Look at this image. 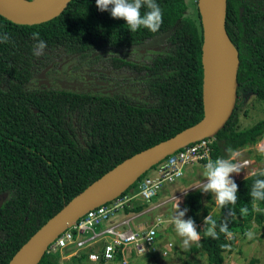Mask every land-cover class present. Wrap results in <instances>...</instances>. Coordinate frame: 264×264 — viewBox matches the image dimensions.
Segmentation results:
<instances>
[{
  "label": "trees",
  "instance_id": "obj_1",
  "mask_svg": "<svg viewBox=\"0 0 264 264\" xmlns=\"http://www.w3.org/2000/svg\"><path fill=\"white\" fill-rule=\"evenodd\" d=\"M155 2L163 14L156 33L144 28L130 32L126 21L113 18L110 11H100L96 0H70L59 15L39 24H16L0 15V33L7 32L11 41L0 43V195L6 194L0 206V264H7L51 216L115 164L202 119V27L197 0L190 4L188 0ZM226 3L225 27L239 58L238 99L247 91L264 102V0ZM146 10L142 8V14ZM33 32H39L46 42L43 55H34L37 41ZM158 39L165 51L153 53L148 63L131 64V72L137 73L133 79L143 77L147 92L143 103H132L129 94L125 101L115 94L97 96L29 86L33 76L57 56L125 50ZM237 109L238 104L214 137L213 161L228 158V149L237 152L254 147L264 138V120L239 130ZM67 111L76 125L74 128L68 115L70 134L65 126ZM254 172L257 176L234 180L238 185L235 205L220 208L210 193L202 201L201 190L195 192L188 200L189 218L197 223L209 215L216 221L218 233L219 225L227 221L232 234L244 233L252 221L262 223L264 201H257L260 211H254L249 193L255 179L264 176L259 175L261 170ZM136 184L122 195L136 191ZM144 202L133 200L123 213L142 211ZM244 207L247 214L241 213ZM207 227L198 228V246L208 264H222L234 238L224 233L216 240L206 237ZM172 248L161 257H167ZM87 262L82 256L72 257L66 264ZM39 264H60L59 255L46 253Z\"/></svg>",
  "mask_w": 264,
  "mask_h": 264
},
{
  "label": "water",
  "instance_id": "obj_2",
  "mask_svg": "<svg viewBox=\"0 0 264 264\" xmlns=\"http://www.w3.org/2000/svg\"><path fill=\"white\" fill-rule=\"evenodd\" d=\"M70 0H0V15L16 24L44 23L59 15ZM226 0H197L202 27L203 117L196 124L164 141L124 158L72 197L37 229L7 264H39L48 244L90 209L122 195L141 175L164 157L202 139L214 138L232 116L238 99V51L225 27ZM6 194L0 195V206ZM201 191V200L205 198Z\"/></svg>",
  "mask_w": 264,
  "mask_h": 264
},
{
  "label": "built area",
  "instance_id": "obj_3",
  "mask_svg": "<svg viewBox=\"0 0 264 264\" xmlns=\"http://www.w3.org/2000/svg\"><path fill=\"white\" fill-rule=\"evenodd\" d=\"M213 141L214 138L202 139L164 157L155 165L153 175L146 174L137 180L136 191L120 195L110 202L87 211L48 244L46 253L58 254L60 264H66V261L72 257L82 256H85L87 261L95 263H107L119 259L121 264H128V260L124 257L127 250H132L138 256L168 254L174 243L167 242L163 247L157 245L156 233L159 225L157 218L145 226L134 227L132 224L134 219L160 206L163 202L134 215L125 214L119 221L100 230H97L96 226L110 220L118 212H123L135 198L150 201L163 184L174 183L183 177L184 168L188 165L198 163L205 165L208 160H212ZM249 163V159L238 162L240 167H246ZM119 253L120 258L117 257Z\"/></svg>",
  "mask_w": 264,
  "mask_h": 264
},
{
  "label": "rangeland",
  "instance_id": "obj_4",
  "mask_svg": "<svg viewBox=\"0 0 264 264\" xmlns=\"http://www.w3.org/2000/svg\"><path fill=\"white\" fill-rule=\"evenodd\" d=\"M192 0H188L190 4ZM192 8V6L190 5ZM158 39L155 44L159 43ZM238 109L237 118L239 130H245L254 125L256 122L264 120V102L255 100V98L248 94L247 91H243L237 99ZM238 155L235 157L234 162L238 163L241 160L249 159L250 163L246 167H240V173H233L232 179L236 180L240 177L247 176L254 171L261 170L264 172V138L258 142L254 147H248L241 149L236 152ZM154 167L147 171L148 175L153 172ZM196 171L200 173L198 180L205 178L203 175L204 165L193 164L188 165L184 168L183 177L176 180L174 183L163 184L157 195L151 198L150 201L146 202L142 198H135V203H144V209L147 210L149 207L156 205L162 201L160 206L146 211L144 214L134 219L132 224L134 227L149 225L151 222L155 221L156 218H161L164 223H160L157 226V245L163 247L167 242L174 243V248L167 257H161L154 254H146L142 256L136 255L132 250H127L124 257L128 260V264H187L188 262L192 264H208L206 254L200 249L197 243H190L189 247L183 246V238L178 236L175 231V227L172 223L167 222L170 220L171 216L175 212V205L179 202L180 210L187 208L188 211L185 214L184 219L190 217V210L188 208L189 198L194 197V193H198V190L202 191L204 182L206 179L193 185V182L189 180V176ZM193 185V186H192ZM192 186V187H191ZM205 192V197L207 196ZM131 194V192H129ZM211 194V198L215 201L214 194ZM128 215H134V213H129ZM125 216L123 212H118L110 220L103 222L101 225L96 226L97 230H100L114 222L119 221ZM205 220V219H204ZM204 220H201L196 224L197 231L198 228L204 226ZM251 231L253 233L252 239H248L245 235L246 232ZM234 238L233 243L229 246V249L225 252L224 261L222 264H263L264 263V221L262 223H257L252 221L249 228L242 234H232ZM83 264V263H82ZM86 264H121L118 260L107 263H95L88 261Z\"/></svg>",
  "mask_w": 264,
  "mask_h": 264
},
{
  "label": "clouds",
  "instance_id": "obj_5",
  "mask_svg": "<svg viewBox=\"0 0 264 264\" xmlns=\"http://www.w3.org/2000/svg\"><path fill=\"white\" fill-rule=\"evenodd\" d=\"M96 5L100 11H110L113 18H120L126 21L130 32H136L144 28L152 33H156L163 23L161 8L155 0H96ZM142 8L147 9L143 14L141 12ZM32 38L37 41L34 55H43L47 47L46 42L40 39L39 32H33ZM9 42H11L9 34L7 32L0 33V43ZM228 151L230 153L228 158L220 157L215 161L208 160L204 165L203 172L206 182H204L202 191L214 194L215 203L220 208H224L228 204L235 205L238 200V185L232 179V174L240 173L241 168L238 163L233 162L238 154L231 149H228ZM251 175L257 176V173L252 172ZM259 175L264 176V172H260ZM249 194L253 210L260 211L256 202L264 201V179H255ZM187 211V208L180 210L178 202L175 205L174 214L167 221L174 225L178 236L183 238L184 247H189L192 242L198 244L201 240L200 232L197 231L194 220L192 218L184 219ZM247 212V207L241 208L242 214H247ZM229 214H231V210H229ZM164 222L161 218H157L158 224ZM204 224L208 225L204 232L206 237L216 240L219 239V233H224L227 237L232 236L227 221L219 225V233L216 231V221L212 220L209 216L205 217ZM245 235L248 239H252L253 237L251 231L246 232Z\"/></svg>",
  "mask_w": 264,
  "mask_h": 264
},
{
  "label": "flooded vegetation",
  "instance_id": "obj_6",
  "mask_svg": "<svg viewBox=\"0 0 264 264\" xmlns=\"http://www.w3.org/2000/svg\"><path fill=\"white\" fill-rule=\"evenodd\" d=\"M154 41V40H153ZM162 43L148 41L139 44L136 48L125 50H101L81 55L57 56L48 66L35 74L29 81V86L41 88H62L65 90L87 92V94L97 96H107L111 94L124 97L129 94L134 98L132 103L138 104L146 101L147 92L144 88L143 77H137L131 70V64L148 63L153 53L164 50ZM130 63V64H128ZM33 113H37L35 109ZM72 120L71 113L66 112L65 126L68 134L69 118ZM74 128L75 121L72 120ZM77 138L86 146L83 137L77 134Z\"/></svg>",
  "mask_w": 264,
  "mask_h": 264
},
{
  "label": "crops",
  "instance_id": "obj_7",
  "mask_svg": "<svg viewBox=\"0 0 264 264\" xmlns=\"http://www.w3.org/2000/svg\"><path fill=\"white\" fill-rule=\"evenodd\" d=\"M154 171H155V169H153V172H152L151 174H153ZM188 176H189V180L193 182V185L205 179V178H202L201 180H198V177H200V173H199V172L197 173L196 171H194L193 174L188 175ZM193 185H192V186H193ZM192 186H191V187H192ZM166 201H167V200L162 201V202H166ZM162 202H160V203H162ZM157 204H159V203H157ZM154 206H155V205H154ZM151 207H153V206H151Z\"/></svg>",
  "mask_w": 264,
  "mask_h": 264
},
{
  "label": "bare ground",
  "instance_id": "obj_8",
  "mask_svg": "<svg viewBox=\"0 0 264 264\" xmlns=\"http://www.w3.org/2000/svg\"><path fill=\"white\" fill-rule=\"evenodd\" d=\"M10 3H12V4H18V5H20V4H22L23 3V1L24 0H8ZM37 1H43V0H37Z\"/></svg>",
  "mask_w": 264,
  "mask_h": 264
}]
</instances>
